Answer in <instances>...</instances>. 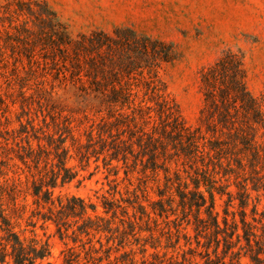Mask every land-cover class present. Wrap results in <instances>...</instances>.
Instances as JSON below:
<instances>
[{"label": "trees", "instance_id": "trees-1", "mask_svg": "<svg viewBox=\"0 0 264 264\" xmlns=\"http://www.w3.org/2000/svg\"><path fill=\"white\" fill-rule=\"evenodd\" d=\"M114 33L72 39L45 2L0 3V264L51 256L47 241L15 230L27 197L28 225L52 224L63 244L59 264H264V90H249L242 51L226 48L199 69L192 126L158 76L169 45ZM23 56L29 69L42 58L62 64L98 100L96 117L83 110L79 128L51 104L35 122L26 98L8 92ZM72 159H101L113 176L96 201L56 191L76 177Z\"/></svg>", "mask_w": 264, "mask_h": 264}, {"label": "rangeland", "instance_id": "rangeland-1", "mask_svg": "<svg viewBox=\"0 0 264 264\" xmlns=\"http://www.w3.org/2000/svg\"><path fill=\"white\" fill-rule=\"evenodd\" d=\"M5 1L0 0V3ZM39 1L45 2L55 13L57 21L72 39L91 32L115 36L114 30L121 28L168 44L173 59L161 65L158 76L165 86V93L175 102L188 125H196L202 103L198 71L226 48H239L242 51L247 86L251 93L259 97L264 90V0ZM42 54L46 55L44 52ZM22 60L24 69L13 75L8 92L16 100L26 98L25 109H30L29 114L35 118V122H40L39 110L51 104L61 107L62 114L73 117L75 124L81 120L83 125L79 128L87 124L83 117L84 112H87L89 118L96 117L94 111L99 108L98 100L74 76L67 74L64 77L65 68L62 64L55 66L50 59L42 58L30 70L27 59L23 56ZM82 64L85 70L87 65L84 62ZM85 79L86 76L82 75V81L85 82ZM0 82L4 90L5 83L1 78ZM20 85L23 86V94H19ZM11 111L8 115L14 119L13 112L20 111L18 103ZM69 165L75 166L77 175L56 191L90 197L92 201H96L95 191L100 194L108 189V180L113 176L106 177L108 168L101 159L97 162L91 159L84 167L72 159ZM119 176H123L122 171ZM26 203L28 206L15 230L26 238L34 236L40 241H47L51 256L40 264H59L63 244L54 234L53 225H28L26 217L29 213L30 197H27ZM221 204L222 201L217 199V210H220ZM189 232L191 233L190 230ZM146 257L149 258L148 255ZM135 258L140 263L141 254L137 253ZM197 260L202 264V259L197 257Z\"/></svg>", "mask_w": 264, "mask_h": 264}]
</instances>
